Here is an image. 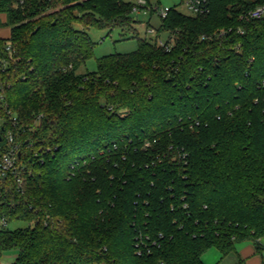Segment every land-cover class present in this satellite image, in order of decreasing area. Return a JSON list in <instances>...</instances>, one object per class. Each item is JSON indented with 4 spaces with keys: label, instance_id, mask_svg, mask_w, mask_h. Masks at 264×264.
<instances>
[{
    "label": "trees",
    "instance_id": "obj_1",
    "mask_svg": "<svg viewBox=\"0 0 264 264\" xmlns=\"http://www.w3.org/2000/svg\"><path fill=\"white\" fill-rule=\"evenodd\" d=\"M142 1L152 13L162 0ZM209 5L171 8L160 46L125 0H0V159L12 131L23 180L0 179L11 264H205L211 249H262L264 18L241 17L264 0ZM91 28L134 34L137 50L80 73ZM16 221L28 226L5 228Z\"/></svg>",
    "mask_w": 264,
    "mask_h": 264
},
{
    "label": "rangeland",
    "instance_id": "obj_2",
    "mask_svg": "<svg viewBox=\"0 0 264 264\" xmlns=\"http://www.w3.org/2000/svg\"><path fill=\"white\" fill-rule=\"evenodd\" d=\"M140 6L139 0H125ZM140 8V11H134L133 17L139 23L136 25L137 33L139 37H147L150 40L160 39L164 43L169 38V34L165 31H160L157 35L158 28L161 24V19L156 11L149 12L147 6ZM175 8L177 11L191 16L192 13L184 6L182 0H162L160 8ZM146 8V9H145ZM147 24H150V27L147 29ZM88 35L91 37L94 42V56L86 62V65L81 67L79 72H94L97 70V59L113 55V54H127L137 50V41L134 34L129 32H121L119 30H113L110 34L108 31H100L94 28L87 30ZM1 127V126H0ZM6 146V144H4ZM1 154V146H0ZM28 225L23 222H11L5 228L9 230H15L18 228H26ZM1 231V226H0ZM264 242V241H263ZM15 260L14 252H1L0 251V264H11ZM202 260L205 264H232L235 261L234 253L229 256L222 258L221 254L216 249H211L202 256Z\"/></svg>",
    "mask_w": 264,
    "mask_h": 264
},
{
    "label": "built area",
    "instance_id": "obj_3",
    "mask_svg": "<svg viewBox=\"0 0 264 264\" xmlns=\"http://www.w3.org/2000/svg\"><path fill=\"white\" fill-rule=\"evenodd\" d=\"M184 6L192 13L191 16L203 15L209 13L210 5L209 0H182ZM139 5H144L142 0H139ZM171 8H159L157 13L161 20H165L168 17V13L170 12ZM140 11L139 6L134 9V11ZM149 10V9H148ZM253 19V20H260L264 18V6H257L255 9L249 11L247 15L241 17V19ZM226 31L221 30L220 34H224ZM157 43L160 46H164L165 43L160 39H157ZM264 85V82H263ZM7 149L6 152L0 159V179L7 178L11 175L17 176V184L19 187L22 186L23 180L19 176V166H18V159L20 156L19 151V144L16 142L15 135L12 131H8L5 135ZM149 146V143L146 144Z\"/></svg>",
    "mask_w": 264,
    "mask_h": 264
},
{
    "label": "crops",
    "instance_id": "obj_4",
    "mask_svg": "<svg viewBox=\"0 0 264 264\" xmlns=\"http://www.w3.org/2000/svg\"><path fill=\"white\" fill-rule=\"evenodd\" d=\"M0 19L6 22V16L1 15ZM0 37L9 38L10 29L7 27L0 28ZM264 239L261 240L262 249L257 250L253 242H242L236 245L235 261L232 264H264ZM219 252V251H218ZM220 254V253H219Z\"/></svg>",
    "mask_w": 264,
    "mask_h": 264
},
{
    "label": "water",
    "instance_id": "obj_5",
    "mask_svg": "<svg viewBox=\"0 0 264 264\" xmlns=\"http://www.w3.org/2000/svg\"><path fill=\"white\" fill-rule=\"evenodd\" d=\"M3 140V138H2V136L0 135V141H2Z\"/></svg>",
    "mask_w": 264,
    "mask_h": 264
}]
</instances>
